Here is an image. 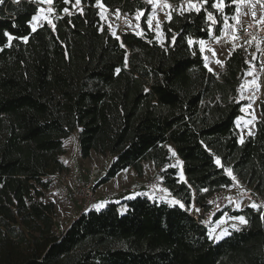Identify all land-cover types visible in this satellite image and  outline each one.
Here are the masks:
<instances>
[{
	"label": "trees",
	"instance_id": "trees-1",
	"mask_svg": "<svg viewBox=\"0 0 264 264\" xmlns=\"http://www.w3.org/2000/svg\"><path fill=\"white\" fill-rule=\"evenodd\" d=\"M166 1L177 8L184 0ZM187 1L197 8L171 11L163 44L148 28L142 0H53L51 27L36 31L29 23L37 3H0V264H264V208L214 213L211 223L225 215L247 220L217 241L190 212L192 204L207 212L208 200L232 185L225 168L264 192V101L252 135L240 143L245 51H232L215 73L198 48L232 22L237 0H223L220 9L213 7L219 0ZM97 5L126 16L142 12L140 34L114 37ZM76 129L82 160L111 158L98 186L127 169L140 177L147 161L179 203L137 195L88 208L56 234L54 205L44 195L52 175L68 172L61 156Z\"/></svg>",
	"mask_w": 264,
	"mask_h": 264
},
{
	"label": "rangeland",
	"instance_id": "rangeland-1",
	"mask_svg": "<svg viewBox=\"0 0 264 264\" xmlns=\"http://www.w3.org/2000/svg\"><path fill=\"white\" fill-rule=\"evenodd\" d=\"M38 4L37 17L35 21H31L29 26L36 28L46 23L51 27L53 11H49L50 4L40 0H31ZM148 8H150V15L148 27L153 33L156 40L164 43V36L161 31L163 22L169 18L171 11H188L197 8L196 3L184 0L176 7H173L166 0H142ZM195 5V7H192ZM237 15L234 17V23L227 22L222 28L221 36L218 39L204 42L203 46L199 44L202 52V58L206 68L211 69L212 72L219 73L224 68V58H226L232 51L242 48L245 51L249 62V69L244 75V80L239 89L238 99L246 100L247 106L243 107V111L236 121V129L239 134V142L252 135L254 131V124L259 120V102L264 101V57L263 46L264 40L254 39L252 41L244 40L245 27L256 20L264 24V0H237L236 1ZM249 7V8H247ZM100 14L101 24L110 33L119 38L123 32H130L135 35L140 34L139 20L142 12H138L134 16L120 15L118 11L104 10L100 5H97ZM253 8V17H247V13ZM43 9V11H39ZM248 13V14H249ZM250 15V14H249ZM47 17V19H45ZM50 21V22H49ZM256 23V22H255ZM159 25V27H157ZM78 129L72 132L65 142L64 155L61 156V161L68 168V172L56 173L52 175V187L44 195V201L53 203L55 217L54 226L55 232H61L68 228L69 224L78 215L84 213L85 205L90 206V209L100 210L106 203H120L128 198H134L137 194L134 191L143 187V190L138 192L139 195H144L151 199L153 196L145 187L157 188L163 191L165 197H159L169 202L176 201L167 193L161 184L157 169L149 162L145 161L141 164L143 167L142 175L140 177L132 169L117 175L110 182L98 186L100 178L108 169L111 158L108 155H96L92 153L89 158L82 160L79 153ZM241 143V142H240ZM173 151V150H172ZM172 153V152H171ZM173 155L172 164L180 168L179 178L183 176L181 172L180 161ZM216 161V160H215ZM216 163V162H215ZM231 177L232 185L219 193H215L208 200L209 210L203 212L197 211L198 207L191 205L190 212L195 219L200 215L204 223L208 225V235L213 241L216 236L221 239L227 237L230 231H237L242 229L245 224H240L238 220L227 215L220 218L215 223H211V218L217 211L230 207L231 209L240 210L244 206H251L253 204L264 208V192H254L247 187L245 183L240 182L233 174ZM235 177V180L232 177ZM184 179V177H183ZM181 179V180H183ZM90 186L89 195L85 193L87 187ZM91 191V192H90ZM123 193V194H122ZM92 202V203H91ZM91 203V204H90ZM237 225V229L232 227ZM226 232V234H225Z\"/></svg>",
	"mask_w": 264,
	"mask_h": 264
},
{
	"label": "snow or ice",
	"instance_id": "snow-or-ice-1",
	"mask_svg": "<svg viewBox=\"0 0 264 264\" xmlns=\"http://www.w3.org/2000/svg\"><path fill=\"white\" fill-rule=\"evenodd\" d=\"M40 2H41V3L46 2V3H48V4H52V3H53V0H40ZM69 2H70V0H65V3H69ZM80 2H81V0H76V3H77V4H79ZM205 2H207V0H205ZM0 3H3V0H0ZM97 3H100V0H97ZM222 3H223V0H219V3L213 4V7H220ZM192 7H195V5H192ZM39 11H43V9H40ZM49 11H51V9H49ZM64 11H65V12H68V9L65 8ZM197 11H199V9H197ZM209 18H211V17H209ZM37 19H38V17L35 16V15L32 17V20H33V21H35V20H37ZM45 19H47V17H45ZM49 22H50V21H49ZM157 27H159V25H157ZM32 31H36V27H35V26L32 27ZM4 35L8 38L9 41H11V40L13 39V36H12L10 33H8L7 31H5ZM22 39H23L25 42H27L28 37L25 36V37H22ZM173 40H175V37H173ZM188 43L191 45V44L193 43V41H192L191 39H189ZM203 43H204L203 41H200L201 46H203ZM206 66H207V65H206ZM116 71L119 72L120 69H117ZM209 71H211V69H209ZM241 110L243 111L244 109H241ZM240 142L243 143V140L241 139ZM169 151L172 152V155H174V156L176 155V153H175L174 151H172L171 148H169ZM215 162H216L217 165H220V164H221V161H220L219 158H217ZM178 163H179V161H178ZM224 170H225L230 176L232 175V172H231L230 169L225 168ZM181 179H183V176H181ZM232 179L235 180V177L233 176ZM204 191H207V189H204ZM173 203H179V202H178V201H173ZM180 206L183 207L184 205L181 204ZM252 207H253V208H256V207H258V206L255 205V204H253ZM197 211H199V209H197ZM233 219L238 220L240 224H246V223H247V220H246V218H245L244 216L233 217ZM261 219H264V214L261 215ZM232 227H233L234 229H237V225H236V224H233ZM237 230H238V229H237ZM225 234H226V232H225ZM210 238H211V237H210ZM215 239H216V240H220L221 237H220V236H216Z\"/></svg>",
	"mask_w": 264,
	"mask_h": 264
},
{
	"label": "built area",
	"instance_id": "built-area-1",
	"mask_svg": "<svg viewBox=\"0 0 264 264\" xmlns=\"http://www.w3.org/2000/svg\"><path fill=\"white\" fill-rule=\"evenodd\" d=\"M50 9H51V7H50ZM243 34H244V40L245 41H252L254 39L264 40V24L263 23L255 24V23L251 22L245 27ZM214 39H216V38L209 39V40H214ZM145 188L150 194H152V196H154L156 198L157 197H165V194H163L162 190H159L157 188H151V187H145ZM89 190H91L90 186H88L87 190H85V193L88 195H89ZM94 203H96V202H94ZM94 203H92L90 206L85 205L86 208L84 209V212H86V210L88 208H91V206Z\"/></svg>",
	"mask_w": 264,
	"mask_h": 264
},
{
	"label": "crops",
	"instance_id": "crops-1",
	"mask_svg": "<svg viewBox=\"0 0 264 264\" xmlns=\"http://www.w3.org/2000/svg\"><path fill=\"white\" fill-rule=\"evenodd\" d=\"M220 8H221V6H220V7H217V9H220ZM247 8H249V7H247ZM253 10H254V9L251 8L250 13H249V11H248V13H249L250 15L247 13V17H245L244 19H249V17H250V18L253 17V16H254V15H253ZM236 15H237V12H236L235 16H236ZM235 16H234V17H235ZM234 17L232 18V22H233V23H234ZM254 18H255V16H254ZM255 22H256V23H255ZM230 23H231V22H230ZM254 23H255V24H258L259 22L255 20ZM148 28H149V27H148ZM221 32H222V31H221ZM221 32H220V34H221ZM220 34H219V35H220ZM220 36H221V35H220ZM220 36H219V37H220ZM219 37H218V38H219ZM218 38H217V39H218ZM203 42H205V41H203ZM199 44H200V41L198 42V48H199ZM199 50H200V48H199ZM200 51H201V50H200ZM201 54H202V52H201ZM224 59H225V58H224ZM142 190H143V187L140 188L139 190L134 191V194L139 195L138 192H140V191H142Z\"/></svg>",
	"mask_w": 264,
	"mask_h": 264
}]
</instances>
